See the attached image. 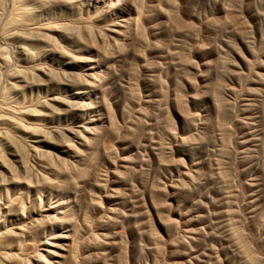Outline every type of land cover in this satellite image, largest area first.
<instances>
[{"label":"rangeland","instance_id":"374dc122","mask_svg":"<svg viewBox=\"0 0 264 264\" xmlns=\"http://www.w3.org/2000/svg\"><path fill=\"white\" fill-rule=\"evenodd\" d=\"M0 264H264V0H0Z\"/></svg>","mask_w":264,"mask_h":264}]
</instances>
